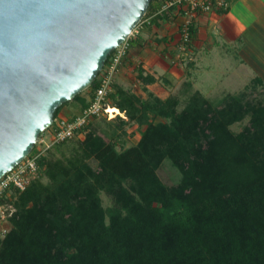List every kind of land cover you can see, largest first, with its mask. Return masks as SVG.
Masks as SVG:
<instances>
[{
	"label": "trees",
	"instance_id": "16d2710c",
	"mask_svg": "<svg viewBox=\"0 0 264 264\" xmlns=\"http://www.w3.org/2000/svg\"><path fill=\"white\" fill-rule=\"evenodd\" d=\"M155 1L138 27L164 15L150 17ZM194 32L191 26L190 38ZM137 77L155 81L140 68ZM97 85L95 78L88 93L69 102L88 106ZM258 85L264 82L256 76L217 103L193 90L181 108L176 94L142 98L112 85L107 102L126 118L108 121L117 119L120 132L108 135L88 128L90 122L70 156L48 152L72 139L37 159L39 176L13 194L16 211L0 236V264H264V96L256 97ZM245 118L241 130L231 129ZM130 122L141 131L125 147L120 135ZM165 159L179 171L178 181L160 177ZM101 192L112 205H102Z\"/></svg>",
	"mask_w": 264,
	"mask_h": 264
},
{
	"label": "water",
	"instance_id": "95a60500",
	"mask_svg": "<svg viewBox=\"0 0 264 264\" xmlns=\"http://www.w3.org/2000/svg\"><path fill=\"white\" fill-rule=\"evenodd\" d=\"M151 0H0V178L90 87Z\"/></svg>",
	"mask_w": 264,
	"mask_h": 264
},
{
	"label": "crops",
	"instance_id": "0c3cea01",
	"mask_svg": "<svg viewBox=\"0 0 264 264\" xmlns=\"http://www.w3.org/2000/svg\"><path fill=\"white\" fill-rule=\"evenodd\" d=\"M165 1L154 2L150 17L157 14L159 5ZM184 20L181 10L171 8L164 11L157 24L139 26L125 59L114 74L112 85L119 84L142 98L149 92L165 98L174 94L170 91L176 83L186 82L202 93L194 78L199 72L212 75V66L226 60L223 57L228 51L226 45L240 46L238 51L243 55L238 62L240 65L255 61L256 46L264 37V0H229L225 10L198 13L190 25L195 32L187 45L186 62H182L179 47ZM138 68L153 76L155 81L142 83L137 77ZM79 110L76 105L65 104L57 116L70 117Z\"/></svg>",
	"mask_w": 264,
	"mask_h": 264
},
{
	"label": "built area",
	"instance_id": "2783aa9c",
	"mask_svg": "<svg viewBox=\"0 0 264 264\" xmlns=\"http://www.w3.org/2000/svg\"><path fill=\"white\" fill-rule=\"evenodd\" d=\"M229 0H166L157 14L171 8L181 10L185 15V20L181 29V57L187 60V45L190 42V25L193 18L198 13H208L215 10H225L228 8ZM150 17L145 19L148 22ZM138 28V27H135ZM137 29H134L136 32ZM131 35H134L132 31ZM129 48L127 39L117 48L111 51L105 64L97 75L98 85L94 89L92 99L88 106L79 110L78 113L70 117L56 116L53 119V134L49 141H45L41 134L38 137L36 151L31 152L20 161L13 169L5 173L0 178V236L11 227L10 218L16 211L13 203L14 192L23 191L33 179L39 176V166L37 159L43 155L46 150L55 144L64 142L80 135V130L94 119L104 118L112 119L117 115L126 118L123 113H114L110 111V105L107 102L108 94L113 90V77L119 66L125 59ZM34 145V146H35Z\"/></svg>",
	"mask_w": 264,
	"mask_h": 264
},
{
	"label": "rangeland",
	"instance_id": "374dc122",
	"mask_svg": "<svg viewBox=\"0 0 264 264\" xmlns=\"http://www.w3.org/2000/svg\"><path fill=\"white\" fill-rule=\"evenodd\" d=\"M138 27V26H137ZM138 28L136 32L133 30L134 34H137ZM134 36V35H130ZM228 51L226 54L223 53V57L226 60L219 61L218 64H214L212 67V75L206 76L204 74H197L194 79L197 80V87L202 90V94L208 97L213 103H217L225 94L232 93L236 94L240 90L243 89L245 85H247L250 80L256 76L262 77L264 79V37L261 39L260 45L256 46L257 54L255 55V61L253 62H243L240 65L238 62L242 58V53L239 52L240 46L230 47L225 46ZM242 55V56H241ZM182 62H186L182 60ZM206 74V73H205ZM175 88L170 91V93H174L179 96L181 102L178 108H181L184 104V99L186 96L193 91L190 87H186L185 83H176ZM256 97L258 99H262L264 96V85L257 86ZM137 90V89H136ZM88 93V89L82 92V94ZM69 102V101H68ZM72 106L75 105L74 102H69ZM64 117V116H63ZM158 119V118H157ZM247 118H245L242 122L235 123L231 126V129L235 132L242 129L243 125L246 123ZM53 124L45 129L42 132L45 141H49L53 132ZM88 128H94L98 131L105 132V134L112 135L115 132H120L121 129L118 128V120L111 122L104 118H98L91 121ZM125 133L120 135L121 141L123 142V146L127 147L133 145L137 142L138 137L140 136L141 128L137 126L136 123L130 122L126 126H124ZM83 137V134L76 136V138L71 141L53 147L49 152L48 156L51 158H66L71 155L73 151V147H76L79 143V139ZM119 148L120 146L117 145ZM37 144L34 146V149L31 152V155L36 151ZM92 164L94 162L90 161ZM160 177L169 183H173L179 180L180 173L179 171L171 165L168 159H165L162 162V165L158 171ZM41 180L47 181L46 176L41 172ZM101 201L104 207H108L113 204L112 199L106 193L101 192Z\"/></svg>",
	"mask_w": 264,
	"mask_h": 264
},
{
	"label": "bare ground",
	"instance_id": "6f19581e",
	"mask_svg": "<svg viewBox=\"0 0 264 264\" xmlns=\"http://www.w3.org/2000/svg\"><path fill=\"white\" fill-rule=\"evenodd\" d=\"M110 111L112 112V114L116 113H120V110L117 107L111 106L110 105Z\"/></svg>",
	"mask_w": 264,
	"mask_h": 264
}]
</instances>
